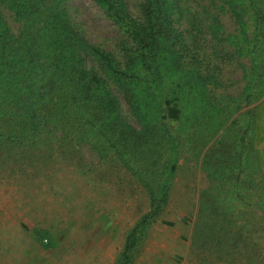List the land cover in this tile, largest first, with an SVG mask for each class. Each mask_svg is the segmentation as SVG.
Returning <instances> with one entry per match:
<instances>
[{
    "label": "rangeland",
    "instance_id": "1",
    "mask_svg": "<svg viewBox=\"0 0 264 264\" xmlns=\"http://www.w3.org/2000/svg\"><path fill=\"white\" fill-rule=\"evenodd\" d=\"M117 1L145 23V0ZM169 4L157 78L128 85L87 50L75 56L112 98L89 124L99 90L64 87L62 59L75 62L62 21L134 71L128 31L96 0H0V264H121L163 184L131 264H264V0ZM168 99L178 119L165 117Z\"/></svg>",
    "mask_w": 264,
    "mask_h": 264
},
{
    "label": "trees",
    "instance_id": "2",
    "mask_svg": "<svg viewBox=\"0 0 264 264\" xmlns=\"http://www.w3.org/2000/svg\"><path fill=\"white\" fill-rule=\"evenodd\" d=\"M106 11L107 15L120 27H124L132 41L135 44V53L133 57V65L135 70L122 69L119 67L112 54L104 49L96 47L87 42L74 32L69 25L68 20L62 21V36L71 42L66 44L67 49L62 52V56L70 54L69 59L75 62V56L79 55L82 50L92 55L98 62V66L109 76L126 84L136 83L138 80L155 79L158 76L157 57L162 43L170 42L172 39V12L170 10L169 0H145L142 5L144 24L135 23L130 20L126 14V10L117 0H96ZM75 54V55H74ZM80 62V61H79ZM78 60L75 63H69L62 59V81L67 80L68 83L64 87L68 91L76 95L85 94L89 96L93 88L99 90L98 98L95 105L92 106L90 115L93 119H89V124L102 121L105 118L104 111L109 110L112 106V98L103 87L105 80L98 76L94 68H85L80 65ZM59 67V66H58ZM83 81V84L81 83ZM167 107V115L165 117L178 119L181 110L172 100H165ZM241 164L238 166L237 179L241 178ZM167 200V190L165 185L161 186L160 194L155 197L152 195V210L143 216L139 222L127 234L123 250L120 256L121 264H131V252L138 243L139 235L142 229L156 216L160 214ZM201 204L207 205L213 213L222 215V221L230 220V216L225 212L222 201L215 199L213 196H202ZM46 240V241H45ZM38 243L43 248H49L51 242L47 232H41L38 237Z\"/></svg>",
    "mask_w": 264,
    "mask_h": 264
},
{
    "label": "crops",
    "instance_id": "3",
    "mask_svg": "<svg viewBox=\"0 0 264 264\" xmlns=\"http://www.w3.org/2000/svg\"><path fill=\"white\" fill-rule=\"evenodd\" d=\"M50 247H51V246H50ZM50 247H49V248H50Z\"/></svg>",
    "mask_w": 264,
    "mask_h": 264
},
{
    "label": "built area",
    "instance_id": "4",
    "mask_svg": "<svg viewBox=\"0 0 264 264\" xmlns=\"http://www.w3.org/2000/svg\"><path fill=\"white\" fill-rule=\"evenodd\" d=\"M46 241V240H45Z\"/></svg>",
    "mask_w": 264,
    "mask_h": 264
}]
</instances>
